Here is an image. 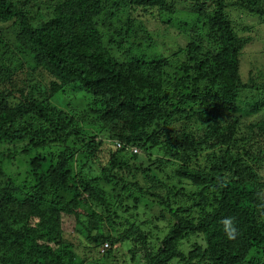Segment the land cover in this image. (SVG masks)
I'll return each instance as SVG.
<instances>
[{
  "label": "trees",
  "instance_id": "obj_1",
  "mask_svg": "<svg viewBox=\"0 0 264 264\" xmlns=\"http://www.w3.org/2000/svg\"><path fill=\"white\" fill-rule=\"evenodd\" d=\"M261 23L264 0H0V264H264Z\"/></svg>",
  "mask_w": 264,
  "mask_h": 264
},
{
  "label": "rangeland",
  "instance_id": "obj_2",
  "mask_svg": "<svg viewBox=\"0 0 264 264\" xmlns=\"http://www.w3.org/2000/svg\"><path fill=\"white\" fill-rule=\"evenodd\" d=\"M178 15L179 14H177V13L174 14V16H173L174 18L172 20L173 23H170V22L167 21L168 18H169L168 15H166L164 13L159 14L158 10H154L153 14L146 15V16L143 17L146 26L150 30H152L151 32H152L154 37H156V34H159L163 30H165V32L168 33L169 38H167V42H169L171 45H169V48H167V50H164V47H161V52H163L165 54H168V53L170 54V50L172 49V54H171L170 58L167 59V61L176 60L177 59L174 51L179 46L186 47V49H185L186 53L183 54V58L182 59L188 60V58L190 56L191 57L193 56V55H190L189 46L186 44V40L187 39L181 38V37L178 36L179 33H180V30H181L179 25H178V19H184L185 20V18L182 16L183 13H181V15H179V16ZM165 17H167V18H165ZM261 24L263 25L264 23H261ZM263 31H264V29H263ZM239 35H241V37H248V36L251 37L252 36L254 38V36L251 33H249L248 31H244V32L241 31V33ZM110 40H111V36L106 38L105 42L108 43V45H109L110 44ZM109 46L111 47L112 44H110ZM154 52L158 53V49L156 47H155ZM113 53L119 54V52L116 51L115 49L113 50ZM257 58H258L257 54L254 51L252 53V50H251L250 46L246 45V47L244 48V52L242 54V61H243V63H242L243 64V68L242 69H243L244 77L246 79L249 78L248 72H249V67H250L251 64L258 63L257 65H259V67L262 65V64H259L260 62H259V60H257ZM258 75L259 74H257V72H256V78L255 79L257 81L261 80V78ZM82 93H84V92H82V91H80V92H69L68 95H66L63 98H61L62 101H63L62 103H60L59 101H56V99H52L51 102H52L53 105H57L61 110L64 109V111H66L68 114L72 115V111L69 108L67 109L66 106H65L68 103L73 104L71 108H73V107H75L76 109L79 108L78 110H80V109L81 110L82 109H89V107H88L89 101L88 100L87 101L84 100V94H82ZM74 96H75V98L72 101L71 99ZM246 119L251 121L252 117H246ZM90 130H93V129H90ZM90 130H87V131H90ZM83 138L84 137H80L79 139H83ZM75 142L78 145L77 146L78 150H75L76 152L78 151L77 159L82 162V158L84 157L86 162L89 161L91 159L90 152L83 151L82 141H75ZM81 148H82V152H79V150ZM106 151H108L107 148H105V146H103L101 152L99 153V161H100L99 163H103L102 161L104 159H103V157L101 159V155H102V153L106 154ZM94 168L96 170H98V171L101 170V168L98 165V163H93L92 169H94ZM173 168H174V166L172 167V169ZM171 170H168L167 172H170ZM163 180H168V177L167 176L163 177ZM197 214L200 215V212H197ZM141 215H143V214H141ZM145 217L146 216L144 215V218ZM67 219L68 218H66L65 222L67 221ZM64 224L66 226L65 228H67V229L71 228L70 226H72V224L69 225V226H67L68 223H64ZM124 253L127 254L126 257H124ZM129 257H130V255L128 253L127 248H122V251L119 253V256L116 259H114L113 262L115 264H125L123 259L125 258L126 260L129 261ZM134 264H136V263H134Z\"/></svg>",
  "mask_w": 264,
  "mask_h": 264
},
{
  "label": "clouds",
  "instance_id": "obj_3",
  "mask_svg": "<svg viewBox=\"0 0 264 264\" xmlns=\"http://www.w3.org/2000/svg\"><path fill=\"white\" fill-rule=\"evenodd\" d=\"M120 144L121 143H118L117 145L118 146H120ZM57 217H58V219L62 222V224H64L65 223V220H66V218H68V217H66V216H59V215H57ZM105 247V246H104ZM109 247V246H108ZM105 248H107V247H105Z\"/></svg>",
  "mask_w": 264,
  "mask_h": 264
},
{
  "label": "built area",
  "instance_id": "obj_4",
  "mask_svg": "<svg viewBox=\"0 0 264 264\" xmlns=\"http://www.w3.org/2000/svg\"><path fill=\"white\" fill-rule=\"evenodd\" d=\"M105 247H108V244H105Z\"/></svg>",
  "mask_w": 264,
  "mask_h": 264
}]
</instances>
